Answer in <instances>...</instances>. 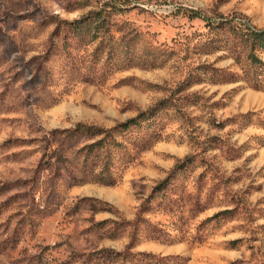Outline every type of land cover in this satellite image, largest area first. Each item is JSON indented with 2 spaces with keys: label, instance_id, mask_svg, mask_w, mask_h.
I'll list each match as a JSON object with an SVG mask.
<instances>
[{
  "label": "rangeland",
  "instance_id": "1",
  "mask_svg": "<svg viewBox=\"0 0 264 264\" xmlns=\"http://www.w3.org/2000/svg\"><path fill=\"white\" fill-rule=\"evenodd\" d=\"M229 29L264 0H0V264H264V80Z\"/></svg>",
  "mask_w": 264,
  "mask_h": 264
},
{
  "label": "trees",
  "instance_id": "2",
  "mask_svg": "<svg viewBox=\"0 0 264 264\" xmlns=\"http://www.w3.org/2000/svg\"><path fill=\"white\" fill-rule=\"evenodd\" d=\"M193 18H202L203 15L192 11ZM205 18V17H204ZM232 31L234 40L240 38V51L243 53L246 61L248 62L249 70L251 72L249 78H251L256 84H260L264 80V72L260 71L264 68L262 59L258 56L259 52H264V29H241L240 32L237 29H229ZM233 38H230L232 41ZM261 65V66H260Z\"/></svg>",
  "mask_w": 264,
  "mask_h": 264
}]
</instances>
